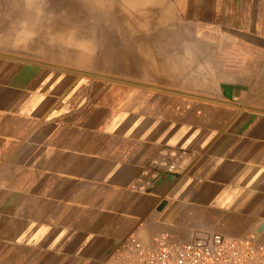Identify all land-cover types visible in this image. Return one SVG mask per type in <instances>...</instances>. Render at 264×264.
Returning <instances> with one entry per match:
<instances>
[{
  "label": "crops",
  "instance_id": "0c3cea01",
  "mask_svg": "<svg viewBox=\"0 0 264 264\" xmlns=\"http://www.w3.org/2000/svg\"><path fill=\"white\" fill-rule=\"evenodd\" d=\"M120 1L148 83L0 53V264H104L129 236L264 241V0Z\"/></svg>",
  "mask_w": 264,
  "mask_h": 264
},
{
  "label": "rangeland",
  "instance_id": "374dc122",
  "mask_svg": "<svg viewBox=\"0 0 264 264\" xmlns=\"http://www.w3.org/2000/svg\"><path fill=\"white\" fill-rule=\"evenodd\" d=\"M92 1L0 0V53L133 86L148 83L147 73L137 71L139 63L143 67L146 59L137 54L138 41L122 39L123 33L130 36L129 27L136 30L137 25L125 22V32H120L115 22L136 15L137 9L122 7L120 0H114L108 8L95 6L101 4L99 0ZM79 27L82 38L72 40ZM89 42L95 47H83ZM85 57L91 61H85ZM163 75L167 73H160Z\"/></svg>",
  "mask_w": 264,
  "mask_h": 264
},
{
  "label": "built area",
  "instance_id": "2783aa9c",
  "mask_svg": "<svg viewBox=\"0 0 264 264\" xmlns=\"http://www.w3.org/2000/svg\"><path fill=\"white\" fill-rule=\"evenodd\" d=\"M161 164L170 171L175 168L166 158ZM104 264H264V241L253 233L204 232L183 243L162 239L144 243L129 236Z\"/></svg>",
  "mask_w": 264,
  "mask_h": 264
},
{
  "label": "bare ground",
  "instance_id": "6f19581e",
  "mask_svg": "<svg viewBox=\"0 0 264 264\" xmlns=\"http://www.w3.org/2000/svg\"><path fill=\"white\" fill-rule=\"evenodd\" d=\"M91 1H92V0H91ZM97 1H98V0H97ZM100 1H101V2L108 1V3L110 2L109 0H100ZM112 1H113V0H112ZM30 2H33V0H30ZM92 2H93V1H92ZM94 2H95V1H94ZM30 6H31V5H30ZM30 6H29V7H30ZM114 9H115V8H114ZM114 9H113V10H114ZM26 10H27V9H26ZM108 11H110V10H108ZM112 12H113V11H112ZM116 13H117V12H116ZM111 15H112V14H111ZM23 16H24V15H23ZM104 16H105V15H104ZM113 16H115V14H114ZM116 16H117V15H116ZM31 17H33V13L31 14ZM30 20H31V19H30ZM116 24H117V26H118V28H119V31H120V32H124L123 25L120 24V23H116ZM80 30H81V29H80V27H79V29H77L76 32H75V34H77V35H74V36L71 38L72 40L82 38V37H80V36H82L81 33L79 32ZM93 33H94V32H93ZM91 39H92V38H91ZM91 39H90V40H91ZM72 40H71V41H72ZM83 47H85V48H87V49H91V48L95 47V44L92 43V42H89L88 44H86V45L83 46ZM95 49H96V48H95ZM87 51H88V50H87ZM87 56H88V55H87ZM89 56H90V55H89ZM90 57H91V56H90ZM84 60H85V61H88V62L91 61L89 57H85ZM84 60H83V61H84ZM85 64H86V63H85Z\"/></svg>",
  "mask_w": 264,
  "mask_h": 264
},
{
  "label": "water",
  "instance_id": "95a60500",
  "mask_svg": "<svg viewBox=\"0 0 264 264\" xmlns=\"http://www.w3.org/2000/svg\"><path fill=\"white\" fill-rule=\"evenodd\" d=\"M165 205V201L164 202H162V204H161V207L160 208H162L163 206ZM263 228H264V222L260 225V227H259V229H258V231L260 232V231H262L263 230Z\"/></svg>",
  "mask_w": 264,
  "mask_h": 264
}]
</instances>
